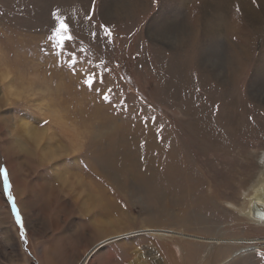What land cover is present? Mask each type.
<instances>
[{
    "label": "rangeland",
    "instance_id": "374dc122",
    "mask_svg": "<svg viewBox=\"0 0 264 264\" xmlns=\"http://www.w3.org/2000/svg\"><path fill=\"white\" fill-rule=\"evenodd\" d=\"M0 72V264H264V0H0Z\"/></svg>",
    "mask_w": 264,
    "mask_h": 264
},
{
    "label": "bare ground",
    "instance_id": "6f19581e",
    "mask_svg": "<svg viewBox=\"0 0 264 264\" xmlns=\"http://www.w3.org/2000/svg\"><path fill=\"white\" fill-rule=\"evenodd\" d=\"M242 5L245 7L246 4H242ZM262 6H263V4H262ZM245 8H247V7H245ZM252 8H249V9H252ZM218 12H219V10H218V7H217L216 14H218ZM252 12H254V11H252ZM214 16H216L215 19L214 20H211L210 23L208 24V27H209L208 30H209V32L211 34L221 33V31H223L224 28H225V24H226L225 19L222 18L220 14L218 16L217 15H214ZM252 21H253V19H252ZM13 90H15V89H13ZM12 94H13V92H12ZM19 127H21L22 129L21 128L20 129L23 130L24 133L27 134L29 136V138H31L33 141H39V140L41 141V139L44 138V136L47 135L46 132L45 133L42 132L41 134L38 133V132H35L32 129V127L30 126V124L28 122H21ZM193 128H194V130L196 132H199L200 133V135H201L202 138H204L205 140H208L207 139V136H208L207 133H209L210 128L206 126V124L204 123V120H200V122L198 121L197 123H193ZM5 150H6V154H7L8 160L10 161V164L9 165L12 168L13 172H15L16 171V162L14 160V157L12 156V155H14L15 151L10 146L9 147H6ZM262 160L264 161V156H262ZM263 170H264V165H263ZM261 173L259 175L258 180L256 182H254L253 185H252V187H251L253 194L250 197L247 198L248 199V205H247V212H246L247 215H249L252 219H254L255 221H258V222H262L264 220H262V219H256L253 216V209L252 208H253V205L256 204L258 206L260 205L264 209V178H263V176H261L262 175ZM80 183L85 188H89L90 187L86 182L83 181V179L80 180ZM99 200H100V198H98V201ZM171 209H172V207H171ZM170 233H173V231L171 230ZM180 235L187 238V236H189L190 234L189 235H185V234H182L181 233ZM116 236H121V235L120 234H116V235H114L112 237H109V238L110 239H113ZM101 242L104 243V240L101 241ZM97 247L98 246H95L94 248H97ZM88 256H89V254L84 258L83 263H84V261H87Z\"/></svg>",
    "mask_w": 264,
    "mask_h": 264
},
{
    "label": "snow or ice",
    "instance_id": "6c2138e0",
    "mask_svg": "<svg viewBox=\"0 0 264 264\" xmlns=\"http://www.w3.org/2000/svg\"><path fill=\"white\" fill-rule=\"evenodd\" d=\"M55 18L56 25L52 30V34L48 37V39L54 44L55 49H63L65 47L66 42H73L76 38L72 35L71 28H70V20L69 18H65L57 13L52 14ZM87 19L91 20V16H87ZM104 29L106 35L111 36L110 30L101 25ZM93 36L96 33H92ZM83 51V49H81ZM12 79L10 73L0 72V81H2L5 85H7L8 81ZM94 78L89 76L84 83L88 85L90 88L93 85ZM102 82V81H101ZM105 100H108V96H104ZM47 123V122H45ZM0 178L3 180V188L4 191L7 193V199L11 203V212L14 215L15 223L19 226V235L21 239H25V226L21 216V213L16 205L15 198L11 192V183L9 180V173L6 168L0 167ZM26 242V239H25Z\"/></svg>",
    "mask_w": 264,
    "mask_h": 264
},
{
    "label": "water",
    "instance_id": "95a60500",
    "mask_svg": "<svg viewBox=\"0 0 264 264\" xmlns=\"http://www.w3.org/2000/svg\"><path fill=\"white\" fill-rule=\"evenodd\" d=\"M253 216L256 218V219H262L264 220V209L259 205H256L254 204L253 205ZM105 243V242H104ZM103 242H100L99 245H102L104 244ZM91 251V250H90ZM92 252V251H91ZM93 253V252H92Z\"/></svg>",
    "mask_w": 264,
    "mask_h": 264
}]
</instances>
